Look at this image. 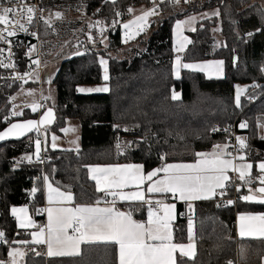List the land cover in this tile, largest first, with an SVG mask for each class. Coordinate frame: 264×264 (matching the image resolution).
<instances>
[{"label":"trees","instance_id":"trees-1","mask_svg":"<svg viewBox=\"0 0 264 264\" xmlns=\"http://www.w3.org/2000/svg\"><path fill=\"white\" fill-rule=\"evenodd\" d=\"M61 5L85 6L89 14L93 13L109 29L113 21L129 19V8L152 4L150 0H116L115 4L110 0H57L47 10ZM215 8L219 15L198 24L190 34L192 42L182 59L184 62L222 60L223 76L209 78L199 71L184 70L175 79V23ZM116 12L121 15L116 16ZM157 12L163 13L158 26L153 23L149 38L140 36L130 49L124 46L119 27L113 34L114 42L109 39L97 43L87 53L73 58H63L66 56L63 50L54 57L61 65L52 82L56 87V103L53 107L48 103L56 111V121L48 127L49 132L61 134L67 120H78L81 147L67 150L47 146L49 162L43 166L39 161L23 159L35 152L34 134L21 142L0 144V231L11 245L0 244V259L7 260V253L20 241L31 240V231L18 227L11 210L27 206L39 220V212L45 205V177L61 191H70L76 205L94 204L97 197L103 198V193L96 191L89 166L140 163L148 172L163 163L194 162L195 152H208L216 144L226 142L225 137L212 134L214 125L232 124L238 118L250 123L243 132L246 161L254 166L264 161V139L259 136V124L264 119V4L258 0H180L179 4L164 1ZM218 26L224 41L220 47L215 42ZM39 30L46 43L57 38L53 27L44 21ZM83 41L91 43L86 38ZM74 43L75 40L70 42ZM111 53H122L124 57H114ZM101 57L108 61L107 81L103 79ZM105 83L109 88L107 93H78L79 86ZM240 84L248 85V89L237 106L236 87ZM20 89L15 87L1 95L0 131L7 127L3 116L11 113L9 99ZM173 90L180 93V100L171 99ZM37 117L25 110L20 119ZM125 137L132 138V142L125 151L118 152L116 145L120 142L123 147ZM162 155L165 160L160 159ZM33 188L37 189L35 194ZM245 191L242 186L238 193L242 195ZM232 193L227 189L223 197L195 202L190 217L181 215L175 222L174 242L187 243L188 220H193L196 256L184 257L185 264H227L229 260L234 264H261L264 260V239L239 238L236 230L239 215H262L264 204L241 200L222 208L220 200L231 198ZM130 206L136 208L133 218L144 222L147 206L135 203L124 208L128 210ZM26 246L24 264H116V246L105 243L83 244L78 256L63 257H49L41 247L33 252L31 243ZM242 247L246 249V259L241 258Z\"/></svg>","mask_w":264,"mask_h":264},{"label":"snow or ice","instance_id":"snow-or-ice-1","mask_svg":"<svg viewBox=\"0 0 264 264\" xmlns=\"http://www.w3.org/2000/svg\"><path fill=\"white\" fill-rule=\"evenodd\" d=\"M107 2V0H105ZM113 4L116 0H111ZM163 0H161V3ZM180 0H173L174 4H179ZM189 2V0H185ZM153 5L151 9L146 10L142 15L135 19L124 23L122 26L125 31L124 42L135 38L139 31H143L148 27V18L157 15L156 0H150ZM36 8L29 6L26 0H0V42L9 43L7 37H13L17 31L29 32L26 26L31 25L36 13ZM129 13L133 12L132 8L128 9ZM120 12H116V16H120ZM207 16V14H204ZM219 15V12L213 13ZM56 18H62V14L55 13ZM43 19V17H40ZM196 17L188 20L177 21L176 29L178 34L184 25H187L190 31H196L192 25L195 23ZM45 24H50V20H45ZM102 21H96L90 28L101 26ZM116 22L113 21V27ZM104 28L100 27V33L103 35ZM33 36L35 32L29 33ZM251 36L252 34L249 33ZM89 39L93 38L91 35ZM103 42V40L101 41ZM191 43L187 37H183V41L178 42L175 51L183 52L185 44ZM105 47L107 45L105 44ZM34 50V46L30 48L29 54ZM4 49L0 48V54ZM78 55L81 53H77ZM9 52V56H11ZM181 56L175 58V75L180 78L181 68L191 69L193 71H206L211 73L215 70L217 76L221 74V66L223 61H216L209 64H191L181 63ZM32 63L39 64V60H33ZM99 63L103 67V79L107 81L108 61L100 58ZM0 67L14 68L12 62L4 63L0 60ZM31 73H25L14 79L25 80V77ZM26 82V81H25ZM51 82L50 80L48 81ZM107 87H98L95 89H79L81 92H107ZM242 90L237 87L236 104L240 105V92ZM28 95H34L28 92ZM13 100L16 97H12ZM48 99V98H46ZM172 100H180V94L174 90L171 95ZM32 110L35 112L41 105L33 104ZM12 116H21L22 112L13 109ZM54 112L51 108L43 114L42 119L27 120L24 123H12L6 131L0 132V141L9 137L19 138L30 132H36L35 139V156L41 160V140L39 125L51 124L54 120ZM241 128H246L247 123H241ZM264 127V125H262ZM128 131V129H124ZM220 129L213 128L212 131ZM65 132L69 129H64ZM74 131V129L72 130ZM228 132L229 129H224ZM51 147H57L55 141L58 139L52 136ZM264 139V137H261ZM239 143L237 153L247 147L245 141L241 137H236ZM130 145L125 144L123 147L118 142L116 147L118 152H123ZM227 144H216L210 152H195V160L193 163H163L161 166L145 173L143 164L125 163L121 165L107 166H91V178L95 181L96 191L103 193V198L97 197L94 204H80L68 206L74 203V196L70 191H61L59 187H53L48 184V204L49 207L40 211L47 214V224L39 227L28 216L26 208H13L12 215L16 217L20 228L38 227V231L30 233L33 237L31 243L35 245H46V255L49 257L78 256L80 254V245L82 243L93 244L103 242L105 244L116 246V264H185L183 258L194 259L196 256V242L194 234L193 220H188V242H174L173 222L175 220V203H165L164 199H153L154 195L168 196L174 200H179L189 204L191 202L210 200L217 196L223 197L227 195V189L235 186L237 191L240 187L247 188L248 194L243 195L241 199L246 202H256L264 204V161L258 165V175H252L253 164L246 162L244 155L234 156L232 152L226 151ZM165 156L160 157L165 160ZM29 162L32 157H25ZM239 160L240 163L234 161ZM230 173H236L231 176ZM47 180V177L44 178ZM242 182V185L236 184V181ZM258 186L253 188L252 185L257 183ZM145 185L147 187L145 188ZM125 189H132L125 191ZM36 188L32 189L35 194ZM151 194V195H149ZM109 197L111 199H109ZM129 202L130 205L138 203L141 206H147V220L141 222L133 218L135 207H129L127 211H123L116 207L117 201ZM234 201L229 200L227 204H233ZM103 204L104 206H101ZM238 233L241 238L252 237L264 239V214L252 215L241 214L238 217ZM11 243H17L12 241ZM20 244L28 243L20 241ZM0 244H9L5 233L0 231ZM9 246H11L9 244ZM241 258L246 259V249L240 250ZM25 252L20 248H11L7 253L8 259H0V264H20ZM39 255V253H37ZM20 258L19 260L17 258ZM179 257V259H178ZM227 264H234L229 260Z\"/></svg>","mask_w":264,"mask_h":264},{"label":"rangeland","instance_id":"rangeland-1","mask_svg":"<svg viewBox=\"0 0 264 264\" xmlns=\"http://www.w3.org/2000/svg\"><path fill=\"white\" fill-rule=\"evenodd\" d=\"M195 1H197V0H191V2H195ZM258 1H260L264 4V0H258ZM57 12L62 14V18H60V19L56 18L55 13H57ZM162 18H163V13H161V12H158L157 15H153V16L149 17L148 21H147L148 27H146L143 31H139L138 34L135 36V38L129 39L127 43L124 42L126 30L123 28L122 25L124 23H128L129 21H131L133 19H127L126 21H120V23H119V25L121 27L120 32L122 35V41H123L124 46L129 47V49L132 48L133 46L131 43L134 42L140 36H143L144 39H148L150 34L152 33V24L154 23L157 27L158 26V20L159 19L161 20ZM45 20H50V26L53 27V29L55 30V32L57 34V38L54 41H52L50 43L45 42L46 57H47V59L52 60V61H55L54 57L56 55H58L62 50L64 51V53L66 55L63 58L68 57L72 53V51L74 52L77 49V42L84 40V38L88 39V41H94L95 39H101L105 34L103 32V35H101L100 27H103L104 31H105V29H108V27L104 26V24H102L101 26H97V28L94 30H93V27L90 28L89 25H94L96 21H100V20L96 19L94 17L93 13L89 14L87 12L85 6L61 5L58 8L56 7L53 10H51L45 16ZM90 35L93 38L92 40L89 39ZM215 38H216L215 42H216L217 46H218V44L221 45L224 42L220 26L215 28ZM73 40H75L76 43L71 45L70 42ZM67 46H69V48L66 49L65 47H67ZM111 56L119 57V58L124 57V55L122 53H111ZM60 65H61V62L56 61L54 64H52L48 68L46 75L43 78V84L41 86V91H40L39 86L38 87H22L15 95L11 96L9 99V101L11 103V112L13 111V109H15V111H17V112H23L25 110H30L32 113H34L31 106L34 103L38 104L40 92L45 99L48 98V99H46V101H48L49 104L51 105V107H53L55 105L54 103H56L57 95H56V87L53 85L52 82H53L54 77L56 76V74L58 73V71L60 69ZM49 80L51 81L50 83L48 82ZM98 87H108V85L107 84H102V86L101 85H88V86L85 85V86H79L77 89H78L79 94H85V95L86 94H102V93H107L109 91V90L107 92H95V91H93V92H87V91L81 92V91H79V89H81V88H83V89H90V88L95 89ZM237 87H239V89L242 90L240 92V98H241L247 89V85H241L240 84V85H237ZM237 87H236V94H237ZM28 92H33L34 95H28L27 94ZM178 94H180V93H178ZM12 97H16V99L13 100ZM75 121H76V123H79L78 120H75ZM262 125H264V119L259 124V136L260 137H264V127H262ZM67 129H69V131H67V132L62 130L63 136L66 137V138H63V136H61V134L49 132V128L46 127L43 130L46 145L51 147V144H52L51 138L53 135H55L56 137H58V139L55 141V143L57 145V147L55 149H57V148L58 149H62V148L63 149H67V148L71 149V148L78 147L79 146V141H78L79 134L76 131L77 130V124H75V122H73V121H70L68 126H67ZM73 129H74V131H72ZM240 137L243 138L244 136H240ZM243 139L245 141V138H243ZM131 142H132V138L125 137L122 143L130 145ZM221 144L222 145L227 144L228 145L227 149L229 148V146L231 147V144H229L228 142L221 143ZM210 151H212V150H210ZM226 151H228V150H226ZM236 154L237 155H244V152L241 151V152L236 153ZM25 156L33 158V156H35V154L34 155L33 154L32 155H25ZM25 156H23V159H25L24 158ZM41 156H42V144H41L40 157ZM246 162H248V161H246ZM239 163H240V161H239ZM248 163H252V162H248ZM259 163H257V165H259ZM187 212L189 214H191L190 209Z\"/></svg>","mask_w":264,"mask_h":264},{"label":"built area","instance_id":"built-area-1","mask_svg":"<svg viewBox=\"0 0 264 264\" xmlns=\"http://www.w3.org/2000/svg\"><path fill=\"white\" fill-rule=\"evenodd\" d=\"M185 1V0H184ZM27 4L29 6H33L36 8L35 18L31 25L26 26L29 28V32L25 33L23 31H17V34L13 37H7L9 40L8 44H5L3 42H0V48L4 49L3 54H0V60H3L4 63L12 62L15 64V67L12 68H4L0 67V103H1V95L3 93H7L8 91L12 90L15 87H28V85H35V87H40L43 84V78L46 75V72L48 68L54 64L56 61L60 60H49L46 57L45 54V42L42 40L40 36V23L45 20V16L49 13L47 10V6L51 5L54 2H57V0H26ZM168 2L173 3V0H168ZM161 3H157V10L159 9ZM40 17H43L41 19ZM120 22H116V26L113 27V25L107 30V32L104 35V38L113 41V34H116L117 30L119 29ZM3 26L0 25V28ZM97 27H93V30ZM35 32L36 35L33 36L29 33ZM104 38L102 40H104ZM102 40L99 39V41H91L90 44H86L83 40L77 42V49L68 56H80L85 53H87L90 48L97 43H100ZM34 46V50L31 51L29 54L30 48ZM9 52H11V56H9ZM81 54H77V53ZM66 57V58H68ZM33 60H39L40 63L34 64L32 63ZM25 73H31V75H28L25 77V80H20L18 78L14 79V77H18L20 75H24ZM26 81V82H25ZM10 102V101H9ZM251 102H253V99H251ZM49 102L46 101V99L42 96L40 92L39 96V102L38 104L41 105V107L38 108L34 114H37L38 116L41 115L46 109L49 107ZM2 110V106H0V111ZM12 113V112H11ZM11 113L6 114L3 116L4 122L9 125L13 121L16 120H23L20 118H23L24 111L22 112L23 115L21 116H12ZM247 123L246 128H241V123ZM249 122L246 121L243 118H238L234 123L228 124L225 126L220 125H214L213 128L220 129L219 131H212V134L215 136H223L226 138V142L231 144V147L229 146L228 152H232L234 156H236L237 151L236 149L239 148V143L236 140V137L244 136L243 132L246 131L249 128ZM224 129H229L228 132H225ZM44 129H40L41 135L40 140L42 144V156L41 160L39 162L41 165H46L49 162L48 157L46 156V148L47 145L45 143V137H44ZM245 137V136H244ZM243 137V138H244ZM34 138L36 139V132L34 133ZM246 144V141H245ZM245 149V148H244ZM244 149L242 151H244ZM38 162V161H37ZM236 184L240 185V182L236 181ZM233 191V195L231 198H222L221 201V207L226 209L234 204H236L238 201H241L242 195L238 193L235 186H231L228 188V190ZM111 199V198H109ZM232 200L234 201L233 204H227V201ZM44 209V208H43ZM40 219L38 220L39 227L45 226V218L44 213L39 212ZM182 217H190V214H183ZM37 252V250H35Z\"/></svg>","mask_w":264,"mask_h":264},{"label":"crops","instance_id":"crops-1","mask_svg":"<svg viewBox=\"0 0 264 264\" xmlns=\"http://www.w3.org/2000/svg\"><path fill=\"white\" fill-rule=\"evenodd\" d=\"M164 1H167V2H168V0H163V2H164ZM189 1H191V0H189ZM197 1H200V0H197ZM201 1H205V0H201ZM163 2H162V3H163ZM157 3H161V0H156V4H157ZM152 6H153V5H151L150 7H146V6H133V7H131V8L133 9V12H132V13H129V19H135L136 17L142 15V13H143L144 11L151 9ZM157 11H158V10H157ZM217 11L219 12V10L215 8V9H212V10H210V11L208 10V11H204V12L198 13V14H196V15L194 14V15H191V16H188V17H185V18H183V19H181V20H178V21H184V20H188V19H190L191 17H196V21H195V23L192 25V27H195V29H196L197 26H198V24H199L200 22H202V21H204V20H207V19H209V18L216 17L217 15H213V13H215V12H217ZM204 14H207V16H205ZM176 23H177V22H176ZM176 23H175V25H174V27H173V47H174L173 75H174V78H175V79H177V78H176V75H175V58H176L177 55L181 56V58H182L184 52L186 51V49L188 48V46H189L191 43H186V44H185V49H184V51H183V52H180V53H177V52L175 51V49H176V47H177V44H178V42L183 41V37H187L188 40H190V41L192 42L190 34L193 33V32H195V31H190L189 28H188V26H187V25H184L183 28L181 29L180 33L178 34L177 29H176ZM120 28H121V27H120ZM103 38H104V36H103L100 40H102ZM106 41H107V39L104 38V40H103L102 43H105ZM217 47H220V45L218 44ZM216 61H222V60H208V61H201V62H184L183 59H182V60H181V63H191V64H198V65H199V64H209V63H213V62H216ZM184 70H186V71H192V72H198V71H193V70H191V69H184V68H181L180 77H181L182 71H184ZM199 72L204 73V74H205L207 77H209V78H220V77L223 76V65L221 66V74H220L219 76H217L215 70H211V73H210L208 70H206V71H199ZM105 84H106V83H105ZM100 85H101V84H100ZM84 86H85V85H84ZM101 86H102V85H101ZM247 89H248V85H247ZM247 89H246V90H247ZM245 92H246V91H245ZM86 95H89V94H86ZM70 121H73V122H75V124H77V130H76V131H77L78 134H79V139H78V141H79V146L76 147V148H71V149L67 148V150H78V149H80V147H81V124H80L79 121H78L79 123H76V121L73 120V119H72V120H67L64 129H67V126H68V124H69ZM64 129H63V130H64ZM61 136H63V131H62V133H61ZM63 138H66V137L63 136ZM67 140H68V139H67ZM75 141H76V140H75ZM66 143H67V142H66ZM49 145H50V144H49ZM47 146H48V145H47ZM57 149H58V148H57ZM211 150H212V149H211ZM226 150H228V149H226ZM208 152H210V151H208ZM34 154H35V152L33 153V155H34ZM29 155H32V154H29ZM25 157H26V156H25ZM25 157H24V158H25ZM25 161L29 162L27 159H25ZM35 161L37 162L38 160L36 159L35 156H33L31 162H35ZM234 162H235V163H239L238 159H237L236 161H234ZM260 162H261V161H260ZM171 163H193V162H171ZM258 163H259V162H258ZM133 164H140V163H133ZM118 165H121V164H118ZM92 166H97V165H92ZM98 166H107V165H98ZM90 167H91V166H89L88 171H89V176H90V178H91L92 173H91V171H90ZM145 170H146V169H144V171H145ZM150 171H151V170H150ZM148 172H149V171H148ZM258 172H259V169H258V165L256 164V166H253V169H252V175H253V176H257V175H258ZM145 173H147V171H145ZM230 175H231V176H236L237 174H236V173H230ZM91 179H92V178H91ZM92 180H93V179H92ZM93 181H94V180H93ZM237 181L240 182V183L242 184L241 181H239V180H237ZM94 182H95V181H94ZM49 183L53 186V184L49 181L48 178H47V180L44 179V191H45V205H44V207H43L44 209L47 208V207H49V204H48V184H49ZM257 186H258V181H257V183H254V184L252 185L253 188H255V187H257ZM53 187H55V186H53ZM146 187H147V185H145V188H146ZM243 187H244V186H243ZM241 188H242V186H241ZM245 189H246V191H245L244 194H242V196L248 194V191H247V188H246V187H244V190H245ZM130 190H132V189H125V191H130ZM149 195H151V194H149ZM109 198H110V197H109ZM152 198H153V199H164L165 203H175V204H176V209H175V220H174V222H173V228H174L175 222L180 218V216L183 215V214H188L187 211H188L189 209L191 210V208L189 207V204H188V203H186V202H182V201H179V200L171 199V198H170V194H169L168 196L154 195ZM213 199H214V198H213ZM242 200H243V199H242ZM201 201H202V200H201ZM243 201H244V200H243ZM195 202H198V201H193V202H191V204L193 205ZM249 203H256V202H249ZM92 204H93V203H92ZM129 204H130L129 202H120V201L118 200V201H117V204H116V207L120 208V209L123 210V211H127V209L124 208V206L129 205ZM133 204H135V203H133ZM75 205H76V204L73 203V204L68 205V206H75ZM101 206H104V205L101 204ZM15 208H17V209H20V208H26V209L28 210V216L31 218V220H33V221L35 222V225L39 226L38 220H37V218L35 217L36 215L31 214L27 206H19V207H15ZM238 217H239V216H238ZM44 218H45V222H46V224H47V214H46V213H44ZM15 219H16V217H15ZM146 220H147V214H146V219H145L144 222H146ZM16 221H17V225H18V227H19V222H18L17 219H16ZM238 223H239V221H238V218H237L236 230H237V235H238V237L241 238V237L239 236V233H238ZM46 224H45V225H46ZM19 228H20V227H19ZM20 229H23V230H30L31 233L38 231V227H28V228H20ZM173 233H174V230H173ZM247 238H251V239H260V238H252V237H245L244 239H247ZM32 239H33V237L31 236V240H29V241H27V242H28V243H31ZM97 243H103V242H97ZM26 244H27V243H25V244H20V243H19V245H18L17 247H15V248H20L22 251L25 252V255H24L23 259L20 261V264H24V261H25V256H26V253H27V246H26ZM31 244H32V243H31ZM83 244H87V243H82V244L80 245V254H81V248H82V245H83ZM32 245H33V247H32L33 252H35V250L38 251V248H39V247L44 248L45 251H47V249H46V245H35V244H32ZM186 258H187V257H186ZM17 259L19 260L20 258L18 257ZM261 264H264V260L261 262Z\"/></svg>","mask_w":264,"mask_h":264},{"label":"water","instance_id":"water-1","mask_svg":"<svg viewBox=\"0 0 264 264\" xmlns=\"http://www.w3.org/2000/svg\"><path fill=\"white\" fill-rule=\"evenodd\" d=\"M51 109L53 110V112H54V117H55L54 120H53V122H52L51 124H47V125H39L40 129H45L46 127H51V126H53V125L55 124V121H56V111H55L54 108H51ZM46 111H47V109H46L41 115H39L36 119L16 120V121H13L12 123H24V122H26L27 120H37V121H39L40 119H42V116H43V114H44ZM12 123H10L9 125H7V127H6L5 129H3L2 131H0V132L6 131L7 128L10 127V125H11ZM34 133H35V131L30 132V133H28V134H26V135H24V136L19 137V138H16V137H9V138L6 139V140L0 141V144L6 143V142H14V141H20V142H21L22 140L26 139L27 137L33 135Z\"/></svg>","mask_w":264,"mask_h":264}]
</instances>
